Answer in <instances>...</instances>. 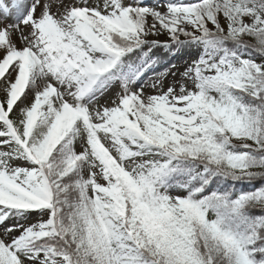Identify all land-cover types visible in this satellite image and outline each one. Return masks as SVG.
I'll list each match as a JSON object with an SVG mask.
<instances>
[{"label":"snow or ice","instance_id":"6c2138e0","mask_svg":"<svg viewBox=\"0 0 264 264\" xmlns=\"http://www.w3.org/2000/svg\"><path fill=\"white\" fill-rule=\"evenodd\" d=\"M258 180L264 0H0V264H264Z\"/></svg>","mask_w":264,"mask_h":264},{"label":"rangeland","instance_id":"374dc122","mask_svg":"<svg viewBox=\"0 0 264 264\" xmlns=\"http://www.w3.org/2000/svg\"><path fill=\"white\" fill-rule=\"evenodd\" d=\"M152 2H154V0H152ZM162 52H163V50H161V53ZM184 59H187V57H181V58H177V59H172V60H170V63L179 65V64H181L183 62ZM168 66H169L168 63H164V64H162V66L159 69H157V71H162L164 68H167ZM149 75H151V74H149Z\"/></svg>","mask_w":264,"mask_h":264},{"label":"trees","instance_id":"16d2710c","mask_svg":"<svg viewBox=\"0 0 264 264\" xmlns=\"http://www.w3.org/2000/svg\"><path fill=\"white\" fill-rule=\"evenodd\" d=\"M256 183H257V186H260L261 184H264V181H259V180H258ZM249 187H250V186L246 185V186H245V189L247 190Z\"/></svg>","mask_w":264,"mask_h":264},{"label":"bare ground","instance_id":"6f19581e","mask_svg":"<svg viewBox=\"0 0 264 264\" xmlns=\"http://www.w3.org/2000/svg\"><path fill=\"white\" fill-rule=\"evenodd\" d=\"M150 3H152V0H149Z\"/></svg>","mask_w":264,"mask_h":264}]
</instances>
